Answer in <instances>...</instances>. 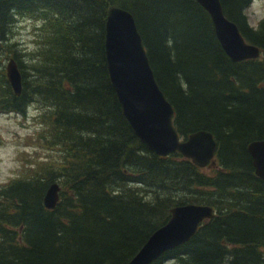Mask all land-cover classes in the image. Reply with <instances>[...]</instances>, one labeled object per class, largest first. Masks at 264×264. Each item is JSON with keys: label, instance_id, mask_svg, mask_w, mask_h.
Masks as SVG:
<instances>
[{"label": "trees", "instance_id": "16d2710c", "mask_svg": "<svg viewBox=\"0 0 264 264\" xmlns=\"http://www.w3.org/2000/svg\"><path fill=\"white\" fill-rule=\"evenodd\" d=\"M252 2L221 0L261 50L237 63L196 0H0V115L26 118L35 106L39 125L34 160L0 185V264H127L173 207L191 203L213 207L214 218L152 264H264V180L248 152L264 140V19L250 24ZM112 6L133 14L180 137L213 133L215 167L159 156L133 131L107 69ZM21 20L36 25L32 50L12 41ZM10 58L20 95L3 66ZM54 183L60 200L49 210Z\"/></svg>", "mask_w": 264, "mask_h": 264}, {"label": "water", "instance_id": "95a60500", "mask_svg": "<svg viewBox=\"0 0 264 264\" xmlns=\"http://www.w3.org/2000/svg\"><path fill=\"white\" fill-rule=\"evenodd\" d=\"M210 15L214 31L233 62L258 59L259 47L246 41L239 26L224 12L221 0H196ZM105 52L112 86L123 114L140 141L153 153L168 156L178 152L199 168L217 165L218 142L212 132L198 130L181 138L174 125V108L160 88L142 36L131 12L112 6L106 20ZM7 79L16 95L23 90V77L14 58L6 66ZM255 174L264 180V140L248 145ZM61 187L52 184L45 196L47 209L56 208ZM214 208L185 204L171 209L170 219L155 230L127 264H152L164 253L189 242L202 223L214 218Z\"/></svg>", "mask_w": 264, "mask_h": 264}, {"label": "rangeland", "instance_id": "374dc122", "mask_svg": "<svg viewBox=\"0 0 264 264\" xmlns=\"http://www.w3.org/2000/svg\"><path fill=\"white\" fill-rule=\"evenodd\" d=\"M249 22L256 26L264 19V0H253L247 9ZM36 25L31 21H20L14 28L13 42L19 43V49L32 50L34 41V30ZM8 59L4 62V68ZM38 114L35 106L28 110L27 117L14 113L0 115V185L9 183L22 169L28 166V162L34 160L35 145L32 138L39 130L34 116ZM40 157H45L46 153L42 149H37ZM210 170V168H201Z\"/></svg>", "mask_w": 264, "mask_h": 264}]
</instances>
